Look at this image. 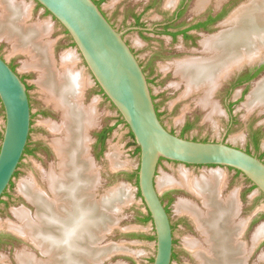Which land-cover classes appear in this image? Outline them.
Instances as JSON below:
<instances>
[{"label": "bare ground", "instance_id": "1", "mask_svg": "<svg viewBox=\"0 0 264 264\" xmlns=\"http://www.w3.org/2000/svg\"><path fill=\"white\" fill-rule=\"evenodd\" d=\"M175 1L168 0L166 5ZM206 1L199 0V8ZM30 17L31 11L25 3L0 0V39H7L14 50L27 54L30 58L27 64L38 73L37 82L46 101L61 113L60 123L43 122L53 135L52 147L58 160L46 173L47 190L36 178L21 180L19 192L36 205V215L32 217L25 209H15V215L23 224L8 222L7 226L26 237L35 236L36 246L48 256V259L35 260L34 254L25 250L18 254L20 264H77L81 259L79 254H94L86 245L99 238L97 228L101 229L108 206H113L122 196L116 190L99 201L90 191L97 179L89 154V130L95 124L96 112L94 107H87L81 101L86 78L75 69L73 53L63 54L62 68L57 67L51 41L47 39L51 24L31 22ZM228 21V30L203 41L204 51L211 54L210 58L199 62L182 61L178 65L177 71L187 80L188 92L202 89L209 94L216 88L221 72L229 73L237 66L264 56V2L250 5ZM199 102L209 107L212 114L220 110L209 97L204 96ZM246 105L264 107V77L256 83ZM226 182V175L217 169L202 172L200 176L180 169L177 176L166 175L159 181L160 188L188 189L207 208V213H203L197 203L183 198L176 204L178 211L193 219L209 244L210 249H207L195 238L186 239L198 264H246L247 250L239 238L246 223L236 221L240 212L238 193L223 196ZM259 230L264 231V226Z\"/></svg>", "mask_w": 264, "mask_h": 264}, {"label": "rangeland", "instance_id": "2", "mask_svg": "<svg viewBox=\"0 0 264 264\" xmlns=\"http://www.w3.org/2000/svg\"><path fill=\"white\" fill-rule=\"evenodd\" d=\"M18 1L25 3L30 9L31 22H48L51 24L52 30L47 39L51 41L52 47L56 48L57 58L60 60V66L57 65L58 68H62L61 62L63 56L68 53H73L75 69L86 78V88L91 91L85 106L94 107L96 112L95 124L89 131V154L93 162V170L97 173V179L91 186L90 191L93 192L94 198L99 201L103 200V197L110 196L116 190L121 192V200L118 199L113 202V206H108L107 214L105 213L104 217L105 224L101 222V229L97 228V232L100 233L99 238L90 244L91 247L96 249L92 258L100 262L97 264H152L156 247L155 240H149L134 235H152L154 232L151 222L144 223L141 220V212H144V205L142 199L137 194V186L127 177L128 173L138 169L140 159V155L135 153V146L131 144L132 138L130 136L129 127L125 123L117 120L119 112L111 101L94 90L96 88L95 79L88 70L80 52L73 44L72 38L64 27L36 1ZM165 1L168 2V0ZM178 1L179 0H176L175 2L178 3ZM217 1L225 3L227 0ZM175 2L172 5H176ZM263 2L264 0H234L232 6L235 10L234 15L242 12L252 4H262ZM195 3L197 6H195ZM242 4H245V7H240ZM140 5H143L142 0H104L101 3V6L107 12L108 16H110L111 20H113L116 26L123 32L126 31V28L120 27L123 15L122 12H124V9L125 12H127L129 9ZM198 7H200L198 2L196 0H191L185 14L186 18L195 16L194 10ZM146 15L151 22L157 16L156 8H151ZM227 23H229V21ZM126 38L129 39L132 45L136 44L134 32H129ZM0 52L8 62L14 61L18 73L27 78V82L30 85L29 93L31 96L33 114L32 132L29 139V148L31 152L24 155L18 173L14 178V184L11 188H8V195L3 197L4 202L0 203V231L13 233L12 235L14 236L13 241L10 240L11 242L3 244L0 248V264H20L18 261V254L25 250L31 251L34 257H36L35 260L41 258L48 259V256L36 246L37 238L35 236L30 235L26 237L20 232L15 230L12 231V229L7 226V223L14 222L18 225L23 224V221L18 219L15 215V209H25L32 217L36 215V205L21 194L18 187L21 180H34L36 178L43 189H48L46 173L56 164L58 158L52 147L53 135L43 122L51 120L60 123L62 119L61 113L46 101V96L37 82L38 73L27 64L30 59L27 54L14 50L13 45L4 38L0 39ZM247 65H249V63L237 66L233 71L236 72ZM174 75L176 76L175 79L168 78L165 84V87L169 88L171 98L169 97V100L165 104L160 105L161 110L166 108L169 110L168 114H164L161 117L166 126L170 130L177 132V134H184L188 138L199 140L225 139L234 145L246 147L249 142L248 140H250L247 131L248 119L253 113H257L258 121L264 122V107L249 108L246 105L248 98L238 102L235 105V111L239 118V122L229 129V118L226 112L218 110L217 113L212 114L209 107L205 108L200 102L195 101L196 97H194V95L189 97L190 94H193L196 90L191 92L187 91V82L183 83L182 79L179 77L180 73L176 71ZM261 77L263 78L264 74ZM261 77L257 80H260ZM255 85H252L249 92L253 91ZM161 89L162 87L153 86L152 90L157 94ZM239 91L240 88H236L233 92V96L237 97ZM248 95L249 93H247V96ZM213 101L218 106L220 105L215 99ZM219 109L221 108L219 107ZM253 116L254 115H252V117ZM186 121L193 122V126L188 131L183 130ZM104 125H113L114 128L107 140L105 151L100 153L99 156H96L94 152L95 137L93 133ZM3 128L4 115L3 108L0 104V143ZM262 139V144L264 146V136ZM261 150L256 151L252 147L253 152L260 153ZM180 169H185L190 174L196 176H200L202 172L207 173L216 169L223 171L227 181L222 191L223 196H227L230 192L236 191L238 193L240 212L236 221H245L246 223L244 232L239 237L240 241L242 240L245 243L244 248L247 250L245 251V255H247L246 264H264V231L259 230L264 226V199L261 194L257 193L256 189L250 190V183L244 175L241 173L237 174L234 169L219 166H189L182 163L169 162L167 160H163L159 165L157 174L158 187L161 178L166 175L177 176V172ZM162 188L159 187V190L162 192L163 196H165V201L167 203L169 201L168 194L172 195L173 198L170 204V214L174 225L176 257L173 259L172 264H198L193 249L186 245V239L195 238V240L199 241L200 245H203L207 249H210L209 244L206 242L205 237L202 235L193 219L188 214L178 211L176 204L183 198L197 203L198 207L200 206V208L203 209V213H207V208L202 205L199 198L192 195L189 190L184 187L167 186ZM118 203L120 204L118 205ZM111 218L112 221L109 222L108 220H111ZM18 233L20 234L18 235ZM91 254H79V258L82 257L81 259L85 260L84 256L86 257L88 255L91 257Z\"/></svg>", "mask_w": 264, "mask_h": 264}, {"label": "water", "instance_id": "3", "mask_svg": "<svg viewBox=\"0 0 264 264\" xmlns=\"http://www.w3.org/2000/svg\"><path fill=\"white\" fill-rule=\"evenodd\" d=\"M34 1L70 35L94 79L127 123L140 148L137 189L144 212H149L152 217L156 243L152 264H172L175 250L171 214L157 183L162 160L239 170L264 199V161L259 156L224 139H192L166 127L158 115L146 73L137 56L123 32L112 25L94 0ZM240 7H245V4ZM234 11L232 8L227 19ZM263 63L264 57H260L249 65ZM0 100L4 115L0 143L1 200L22 163L32 129L27 83L1 55ZM89 247L91 252H95L94 247ZM84 258V261H76L77 264L100 263L92 255Z\"/></svg>", "mask_w": 264, "mask_h": 264}, {"label": "flooded vegetation", "instance_id": "4", "mask_svg": "<svg viewBox=\"0 0 264 264\" xmlns=\"http://www.w3.org/2000/svg\"><path fill=\"white\" fill-rule=\"evenodd\" d=\"M94 1L100 6L103 13L112 23V25L116 27L119 31H121V29L116 26L113 20H111L110 16H108L107 12L101 6V3L104 0H94ZM142 1H143L142 6L141 5L138 7L136 6L137 8L133 7L132 9H129L127 12H125L124 9V12H122L123 15L121 18L120 27L126 28L125 32L122 31L123 36L126 42L132 48L135 55L137 56L141 66L143 67L144 72L146 73L152 91V95L155 100L156 109L158 111V115L161 118L162 115L169 113V110H167V108L164 110L160 109V105L165 104L169 100V97L171 95V93L169 92V88L165 87L166 81L168 80V78L175 79L176 76L174 74L177 71L178 65L182 61L199 62L201 60H206L210 58L211 54L207 53V51H204L203 41L205 40V38L221 34L225 30L229 29L230 25L229 23H227L228 21L226 20H229L227 19V17L233 8L232 6L234 4V0H227L225 3L218 2L217 0H207L203 7L201 8L198 7L196 10H194L195 16L190 18H186L185 14L187 12L191 0H179L178 3H175L176 5L170 4L169 6H167L168 2H166L165 0H142ZM196 1L198 2V0ZM195 6H197L196 3ZM151 8H156L157 16L155 19H153L150 22V19L146 14L148 11H150ZM129 32L135 33V40H136L135 45H132L129 39L126 38V35ZM0 55L4 57L1 54V52ZM53 55L56 61V65L60 66V60H58L57 58L56 48H53ZM8 63L14 70L17 71L14 61ZM224 73L225 72L220 73L218 77L217 86L211 93L208 94L206 92L207 90L201 89L198 91L196 90L193 94H190L189 97H192L194 95V97H196L195 98L196 102L197 101L199 102V100L204 96L209 97V99L211 100L215 99L220 104L219 105V107L221 108L220 111L226 112V114L228 115L229 118L228 126L229 129H231L236 123L239 122V118L237 117V113L235 111V105L238 102H241L243 99L246 100L248 98L249 95L247 96V93L249 94L251 93L249 91L252 85H255V83L258 81L257 79L264 74V63L261 65H254V66L247 65V66H243L236 72L231 71L229 73L228 72H226L225 74ZM21 77L27 83L28 91H29L30 85L27 82V78L23 75H21ZM179 77L182 79L183 83L187 82L186 78L183 77L181 74L179 75ZM153 86H159L162 87V89L157 94H155L152 90ZM236 88H240V91H239V95L237 97H234L233 92ZM94 90L97 91L98 94L103 95L105 98H108L97 82H96V88ZM90 94H91L90 89L85 88L81 100L84 105L89 99ZM29 97L31 103L30 93H29ZM252 115L254 116L252 117ZM252 115L248 119V125H247V131L249 133L250 140H248L249 142L247 143L246 147H242V146H238V147L246 150L247 152L259 156L264 161V146L262 144V140H263L262 138L264 136V122L258 121L257 113H253ZM32 119H33V114H32ZM117 120L120 121V114ZM161 120L164 123L162 118ZM187 125H190V127L186 130L185 128ZM111 126L113 125H104L103 127L99 128V130L94 131L93 133L95 137L94 152L96 153V156H99L100 153H103L105 151L107 140L110 134L104 140H102L101 134L104 133L108 127ZM192 126H193L192 121H186V123L183 126V130L188 131ZM171 131L177 133L173 130ZM179 135H181V133ZM225 141L228 142L227 140ZM252 147L256 151L261 149L262 150L260 151V153L253 152ZM26 149L28 150L25 151V154L31 152L29 148V143ZM169 162H175V161H169ZM175 163H179V162H175ZM185 165H189V164H185ZM194 166H205V165H194ZM208 167H213V166L208 165ZM235 172L237 174H240L238 170H235ZM13 184L14 181L12 182V185H10L9 188H11ZM251 185L252 184L250 183L249 186L251 187ZM8 190L6 191L4 196L8 195L9 192ZM168 196L169 198H172V195L168 194ZM1 202H4V198L0 200V203ZM13 238L14 236L11 233H5L0 231V248L2 247L3 244L11 242L10 240L13 241L14 240Z\"/></svg>", "mask_w": 264, "mask_h": 264}, {"label": "trees", "instance_id": "5", "mask_svg": "<svg viewBox=\"0 0 264 264\" xmlns=\"http://www.w3.org/2000/svg\"><path fill=\"white\" fill-rule=\"evenodd\" d=\"M40 5V4H39ZM41 6V5H40ZM48 12V11H47ZM49 13V12H48ZM0 104H1V100H0ZM120 122H123L125 123L124 119L122 118V116L120 115ZM127 125V123H125ZM128 126V125H127ZM190 127V125H187L186 126V130ZM114 126H111V127H108L107 130L101 134V138L102 140H104L106 137H108V135L110 134V132L113 130ZM185 131V130H184ZM130 136L132 138V143L134 146H135V153L136 154H139L140 153V148L139 146L136 144V141L134 139V135L132 133V131H130ZM181 136H184V134H181ZM206 141V139H205ZM28 150V149H26ZM138 169L131 172V173H128L127 174V177L130 181H132L137 187H138V173H137ZM239 173H241V171L238 170ZM248 180V179H247ZM249 181V180H248ZM251 183V181H249ZM12 185V183H11ZM255 185H251V187L249 188L250 190L252 189H255ZM137 194L138 196L141 198V194H140V191L138 190L137 191ZM263 197V195H261ZM163 198L165 199V196H163ZM173 201V198H169V201H168V204H167V210L170 211V204L171 202ZM141 220L144 222V223H149L152 221V217L150 215L149 212L145 213V212H141ZM174 227V225H173ZM153 232H154V229H153ZM136 236H139V237H142V238H145V239H151V240H155V235L152 234V235H147V234H140V235H137V234H134ZM176 257V253L174 252V255H173V259Z\"/></svg>", "mask_w": 264, "mask_h": 264}, {"label": "crops", "instance_id": "6", "mask_svg": "<svg viewBox=\"0 0 264 264\" xmlns=\"http://www.w3.org/2000/svg\"><path fill=\"white\" fill-rule=\"evenodd\" d=\"M199 140V139H198Z\"/></svg>", "mask_w": 264, "mask_h": 264}]
</instances>
